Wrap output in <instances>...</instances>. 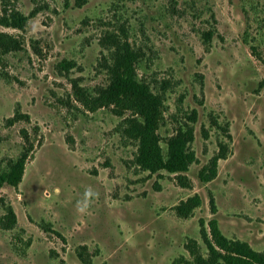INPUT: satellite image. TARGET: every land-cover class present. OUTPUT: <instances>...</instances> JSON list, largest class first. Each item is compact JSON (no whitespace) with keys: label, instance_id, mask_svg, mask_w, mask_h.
<instances>
[{"label":"rangeland","instance_id":"1","mask_svg":"<svg viewBox=\"0 0 264 264\" xmlns=\"http://www.w3.org/2000/svg\"><path fill=\"white\" fill-rule=\"evenodd\" d=\"M15 12L22 29L0 24L19 45L0 50V172L25 132L34 147L22 182L0 188V264H199L212 218L264 254V0H0ZM122 45L161 99L164 151L194 128L186 186L138 163V116L75 96L110 84ZM88 187L99 198L81 215Z\"/></svg>","mask_w":264,"mask_h":264},{"label":"trees","instance_id":"2","mask_svg":"<svg viewBox=\"0 0 264 264\" xmlns=\"http://www.w3.org/2000/svg\"><path fill=\"white\" fill-rule=\"evenodd\" d=\"M26 22V16L17 12L0 15V24L7 27L22 29ZM206 37L211 39L212 32H207ZM18 46L17 40L12 35L0 33L1 51L9 52L18 49ZM122 46L124 49L114 65L110 84L94 90L95 93L75 84V96L91 111L114 107L120 114L124 111H131L138 116L140 120L134 126L132 134L139 142L138 163L153 172L164 170L176 174L181 184L186 186L188 183L184 174L189 171L196 159L195 152L191 148L195 137L194 128L188 124L179 127L176 133L168 139L167 149L164 151L158 134L162 113L161 99L138 79L135 66L137 54L128 45ZM71 63V61L64 60L60 62V66L67 70ZM23 135L26 145L20 155L10 160L7 167L0 172V188L4 185L17 187L23 180L26 162L34 147L26 132ZM221 157L214 159L209 173L201 172L200 178L203 182H208L216 176L218 160ZM6 210V218L2 219V225L6 229H11L17 222L16 215L11 205ZM212 210L216 213L214 202H212ZM208 225L210 231L204 229L203 235L210 256L206 260L200 259L199 264H264V254L253 249L248 242L229 239L222 232L217 218H212Z\"/></svg>","mask_w":264,"mask_h":264},{"label":"clouds","instance_id":"3","mask_svg":"<svg viewBox=\"0 0 264 264\" xmlns=\"http://www.w3.org/2000/svg\"><path fill=\"white\" fill-rule=\"evenodd\" d=\"M99 198V193L94 190L92 187H88L81 199H78L76 202L77 212L81 215L90 214V210L95 200Z\"/></svg>","mask_w":264,"mask_h":264}]
</instances>
